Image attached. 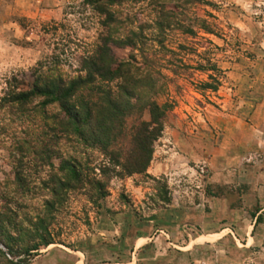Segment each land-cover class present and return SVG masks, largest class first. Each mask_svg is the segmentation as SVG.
Instances as JSON below:
<instances>
[{"label": "rangeland", "instance_id": "1", "mask_svg": "<svg viewBox=\"0 0 264 264\" xmlns=\"http://www.w3.org/2000/svg\"><path fill=\"white\" fill-rule=\"evenodd\" d=\"M115 9L123 22L113 35L133 29L141 41L114 53L136 55L152 70L157 101L171 106L146 171L107 173L99 207L87 184L59 194L50 214L41 187L23 202L16 195L29 234L47 226L53 239L28 264H264V0H141ZM102 18L89 0H0V96L13 76L32 83L39 62L59 59L56 73L77 76L107 33ZM1 114L0 126L17 121V110ZM8 145L0 144V205L15 171ZM72 149L84 168L103 158L96 148ZM50 169L32 160L25 172L47 179Z\"/></svg>", "mask_w": 264, "mask_h": 264}, {"label": "trees", "instance_id": "2", "mask_svg": "<svg viewBox=\"0 0 264 264\" xmlns=\"http://www.w3.org/2000/svg\"><path fill=\"white\" fill-rule=\"evenodd\" d=\"M128 1L141 0H89L94 11L103 16L107 33L101 35L91 53L82 57L77 76L65 78L56 73L57 59L39 62L33 69L32 83L17 82L15 76L5 82L0 96L1 115L5 117L14 109L18 116L17 121L9 118L0 126V144L5 146L9 140L6 148L15 162L13 180L3 183L0 244L5 250L0 248V264H28L42 247L53 243L47 226L29 234L16 209L19 206L14 207L31 189L46 190L49 197L43 199V204L49 214L56 210L55 198L59 194L84 184L92 190L90 202L99 207L107 195V173L139 174L150 164L153 142L161 134L163 118L171 104L157 101L152 70L137 65L136 55L119 59L112 49H137L141 41L133 29L123 37L112 33V25L123 22L115 7ZM140 57L148 59L142 51ZM75 146L96 148L103 158L98 165H85L89 173H84L82 158L72 149ZM32 160L53 168L47 179H31L25 172ZM59 172L63 177H58Z\"/></svg>", "mask_w": 264, "mask_h": 264}, {"label": "crops", "instance_id": "3", "mask_svg": "<svg viewBox=\"0 0 264 264\" xmlns=\"http://www.w3.org/2000/svg\"><path fill=\"white\" fill-rule=\"evenodd\" d=\"M75 264H85V263L83 262V260H79V259H77V260L75 261Z\"/></svg>", "mask_w": 264, "mask_h": 264}, {"label": "water", "instance_id": "4", "mask_svg": "<svg viewBox=\"0 0 264 264\" xmlns=\"http://www.w3.org/2000/svg\"><path fill=\"white\" fill-rule=\"evenodd\" d=\"M0 246H1V247H3V245H2V244H0Z\"/></svg>", "mask_w": 264, "mask_h": 264}]
</instances>
